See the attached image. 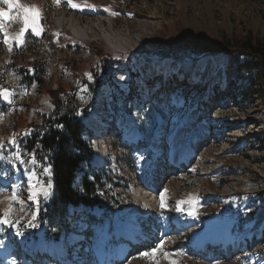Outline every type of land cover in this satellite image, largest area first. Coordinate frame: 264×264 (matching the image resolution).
<instances>
[{
    "label": "rangeland",
    "instance_id": "374dc122",
    "mask_svg": "<svg viewBox=\"0 0 264 264\" xmlns=\"http://www.w3.org/2000/svg\"><path fill=\"white\" fill-rule=\"evenodd\" d=\"M17 2L23 7L9 10L8 5L0 0V9L8 11L12 17L11 20H7L8 26L12 33L18 36L17 39L9 40L0 34V81H3L1 84L13 85L17 76H20L17 72H21V70L14 69V65L3 66L5 56H10L12 60H15L17 68L35 66L39 72L38 78L41 80V82L34 83L27 79V90L18 89L19 102L23 101L28 107L38 110L43 109L42 95L49 93V90L56 89L59 80H62L67 87L77 84L75 71L81 75H88V70L94 69L103 79L106 78V87L102 88L96 99L98 106H104L101 120V123L105 124L103 135L92 138L86 134L84 137L89 142L93 139V145L102 152L105 167L100 170L91 165L87 168L88 178L90 182L99 180L101 184H105L107 180L104 174L111 175L112 187L122 185L121 189L115 187V194L109 196V198L114 197V203L121 206L120 219L128 220L126 215L136 212L140 214L138 216L140 223L146 226L139 234H135L141 244L132 250L127 261L118 264H264V224L261 228L263 229L262 235L259 234L256 237L249 233L246 237L242 236L244 217L258 212L260 206L256 205L254 200L258 198L259 193H264V153L258 151V148L264 147V140L261 141L259 135H256L250 144L258 139L261 141L257 149L251 152L256 159L262 158L261 162L256 163L254 158L250 159L246 156L250 153L246 151L247 144H244L243 147L240 146L233 152L216 156L218 160L215 162H206L209 164H206L205 168L198 167L199 165L203 167L201 156H210L211 149L215 150V154L223 153L227 148L237 145L235 140L222 145L221 143L220 145L212 144L208 152L205 147L200 152L198 151V154L195 153L192 166H188L178 175L169 173L172 167L170 162L173 161L169 157L172 152L171 148H175L177 152V147H179L174 144L175 139L173 138L176 134H180L181 122L190 113L189 110L185 112L178 108L183 100L186 105L190 102L194 104L192 107L197 104L201 109V119L204 120L195 133L204 130L206 134L204 132L203 135L214 140L218 134L215 133V128L211 124L212 117L228 114L238 119L244 117L245 120L251 119L250 124H256V126H251L250 129L238 128L235 131L242 136L246 133L254 134L253 129H258V132L264 127V91L260 78H256L252 98L242 100L236 97V95L241 96V92L234 91L231 104L221 107V102L216 103L213 100L221 89L213 86L212 83H205L202 87L197 86V83L200 84V73L206 65L207 59H204L194 70L195 84L191 86L192 90H189L185 81L175 80L174 75V78H166L164 81L168 83V87L172 86L181 93L177 100L173 98L174 96L171 97L170 93L158 92V88L160 89V86L164 84L162 79H159L158 87L154 88V91L141 85L142 90L139 95H130L124 99L121 93L128 95L130 91L128 84L121 81L127 80V67L123 65L118 67L113 64L104 71L99 57L88 49L91 47L104 50L114 60L129 59L130 68L138 74L139 78L154 86L159 74H156L154 78L142 74L143 57L141 54L146 51H157L156 42L161 40L166 33L174 37H182L186 42L197 39L208 49L215 48L223 37L252 35L254 38H264V0H17ZM24 8L33 10L30 15L35 16L34 23L37 31L33 32L30 24L29 29L21 36L20 30L24 27L22 21ZM61 15L71 20L72 24L59 25L58 20ZM2 19L0 17V20ZM80 26L89 32L91 38L82 40L74 34L73 30ZM1 33L3 34L2 30ZM116 40L123 44L124 49L117 47L119 43H116ZM1 42L4 45H1ZM184 56L189 59L192 57L187 53ZM222 57H220L219 64L226 61V58ZM217 61L218 59L212 64V73L216 71ZM169 63L170 61H164L162 65L166 67ZM190 68V64L184 67L186 71H190ZM109 76H111L112 83L109 82ZM189 78V75L184 76L186 80ZM77 100L82 108L90 104L87 87H80ZM195 109L196 107L193 108ZM99 112L100 108L87 118L94 117L98 129L100 126L96 118ZM7 113L10 112L7 111ZM18 114H21V110ZM110 115L114 116L115 122L105 123ZM252 117H254L253 120L259 118V122H253ZM126 120L127 122L134 120V124L120 131L122 123ZM15 122L16 125H14ZM23 122L26 124L27 119L23 118L20 122L18 121V124L16 119L13 123L10 122L9 126L0 125V136L4 135L2 133L4 130L13 129L15 130L13 134L21 131L24 127ZM137 127L142 133V135L138 133L136 135V139L139 137L140 142L138 147L133 143L136 139L133 140L130 134L134 129L137 132ZM261 131L264 135V130ZM233 133V131L228 132L229 135ZM158 136L161 137V141L157 140L163 146L162 156L157 146L153 144L154 138ZM102 139L105 141V147L101 142ZM189 140L186 141L188 145H190ZM143 142L147 144V148L139 150ZM24 144L25 142H21L19 146L23 147ZM100 156L97 157L98 160ZM142 156L149 157L153 163L156 162L155 157H158L154 183L150 177H145V181L142 182L143 178L140 176L142 168H138L142 163ZM1 169L0 174L9 175L8 171ZM12 177L13 175L10 174L8 179ZM19 177L15 185L19 186V198L24 200L25 204L23 206L13 204L12 217L22 220L32 218V213H36L37 201L28 199L29 182L24 179L23 175ZM26 178L29 180L28 173H26ZM80 181V176H78L75 180V188L79 187ZM115 182H119L120 185L114 184ZM146 183H149L147 186L150 189L145 186ZM109 186L110 184L106 187L107 190ZM12 189L13 187L9 186L0 187V205L4 202L0 206L2 214L9 207ZM118 194H120L119 197ZM148 201H151L149 204H153L151 212H148ZM182 201L183 203H180ZM190 202H193V206L196 207V210L193 208L195 217L198 218L196 223L193 221L195 217L189 213L192 209L189 208ZM186 208H189L185 214L189 219L188 223L183 215ZM136 213V223H139ZM148 213L150 214L146 216ZM181 215V218L176 219ZM213 220L222 222L215 223ZM86 222L89 227H96L94 232L83 231ZM175 222L183 227H174ZM65 223L70 228V234L62 242L64 248L58 245L46 247L44 257L31 264H99L93 254L94 245H109L108 252L111 251L113 254L124 246V243L114 240L110 216L98 222L88 215L79 214L71 216ZM161 224L165 225L164 236L160 231ZM212 224L220 225V230L213 229ZM8 227L6 224H0V242H2L0 248L4 249V255L0 253V264H8L10 261L22 264L20 254L25 237L22 238L16 250L9 245L10 241L6 237L5 229ZM191 230L195 235H190ZM221 230L223 232L219 233ZM174 231L177 232L174 233ZM202 231L205 234L201 233ZM196 234H198L197 237L202 236L201 239H207L209 234H214L218 239H223L218 246L225 247L222 249L216 247L206 253H193L187 247L189 244L187 241L193 240L194 244L200 243L201 239H196ZM179 239L183 240L182 246L172 247L171 242ZM148 240L152 242L149 244ZM72 241L76 243V249L67 246V243ZM203 244L200 245L203 246ZM9 250H13L12 254H5ZM144 253L149 255L144 256ZM57 254L61 262L56 261Z\"/></svg>",
    "mask_w": 264,
    "mask_h": 264
},
{
    "label": "trees",
    "instance_id": "16d2710c",
    "mask_svg": "<svg viewBox=\"0 0 264 264\" xmlns=\"http://www.w3.org/2000/svg\"><path fill=\"white\" fill-rule=\"evenodd\" d=\"M158 50L154 52H144L142 61L145 68L150 71V78L155 77L154 70L155 55L161 59L171 61V69L178 68L184 61L190 60L194 66H197L202 60L207 59L206 71L209 65L221 56L228 55L230 57L228 66L225 70L221 69L218 76L214 77L212 84L228 87L229 89L238 88L241 96L245 99L254 96L256 86V78L259 77L262 82V90L264 91V38H254L252 35L246 37L235 35L230 38L223 37L218 41L215 48L208 49L197 39L185 41L182 37L166 35L156 42ZM88 49L101 60L104 71L107 70L110 63L120 62L128 65L129 59L114 60L108 53L101 49ZM192 57L186 58L185 54ZM144 68V69H145ZM142 69V74L146 75V71ZM88 75H81L75 72L76 81L79 84H85L92 95L98 93L104 85V80L94 69L88 70ZM26 76L41 81L38 76L39 72L36 67L30 66L25 70ZM129 74V95H139V78L137 74L128 68ZM91 76V79L89 78ZM110 80V78H109ZM143 86L147 85L152 90L154 86L147 81H142ZM207 83V72L203 76L202 84ZM56 90H49L56 111L49 118H44L42 125H26L24 132L19 134V138L23 139L27 130H31L29 141H39L42 145L37 150L36 160L38 164L35 166L38 176L46 183L51 181L50 195L48 200H39L38 213L36 222H32L36 226H29V220L19 223L29 234V239H41L45 243L62 241L66 236L68 229L65 218L66 209L69 204L87 205L102 209L106 216L119 214V205L114 203V197L109 198L110 194H115V186L112 185L107 190V186L112 181L111 176H107L105 184H101L99 180L89 181V173L86 168H81V162L88 165L92 162L94 150L92 144L83 139L85 130L81 120L87 116L92 107L82 108L77 100L79 85L67 87L62 80ZM123 98L127 95L122 94ZM63 125V127H57ZM33 148V146H32ZM51 165V176L43 174L42 169ZM34 166L32 165V168ZM31 168V169H32ZM78 172H83L81 188L75 191L73 183ZM119 185V182L114 183ZM99 193V194H98ZM255 202H260V213L246 219V225H253L255 233L258 226L264 221V193H259ZM13 222H15L13 220ZM243 230L244 234L248 232ZM254 232V230H253ZM13 243L17 242L19 237L10 236Z\"/></svg>",
    "mask_w": 264,
    "mask_h": 264
},
{
    "label": "bare ground",
    "instance_id": "6f19581e",
    "mask_svg": "<svg viewBox=\"0 0 264 264\" xmlns=\"http://www.w3.org/2000/svg\"><path fill=\"white\" fill-rule=\"evenodd\" d=\"M58 24L59 25H64V24H66V25H69V24H72V21L71 20H69V19H66L65 17H64V15H61V17H59V20H58ZM0 30H2V32H3V34L4 35H7V34H12L11 32H10V30H9V28L7 27V24H6V22L2 19V20H0ZM74 34L78 37V38H80V39H82V40H86V39H88V38H91V36H90V34H89V32L86 30V29H84V28H82V26H80V28H75L74 30ZM116 39V38H115ZM92 40V39H91ZM114 42V41H113ZM116 43H119L118 45H117V47L118 48H120V49H124V47H123V44L122 43H120V42H118L117 40H116ZM217 117V116H216ZM219 118V117H218ZM86 124H88V126L89 127H91V128H93V127H95L96 129H98L97 128V123H95L94 122V117L93 118H90V119H86ZM251 126H256V124H250V123H248L244 128L245 129H250V127ZM138 128V127H137ZM252 128V127H251ZM254 128V127H253ZM231 131H233L234 133H233V135H229L228 134V132L230 133ZM205 131L204 130H202V132H198V133H194V135H188L189 136V142H190V146H188V148H186L185 149V147L186 146H184L183 147V144L185 143L186 144V142H182V144L181 145H179V147H177V150L178 151H183L184 152V155H183V159H182V162L183 161H188V158H189V156H190V154H191V152H192V148H194L193 146L195 145V144H197V149H196V151H195V153H197L198 154V151L200 152L203 148H207V150H206V152H208L209 150V148H210V146H212V144H218V145H220V143H221V145L223 144V143H230V141H235L236 140V143H237V145L235 146V147H231V148H227V150H224V152L223 153H219V154H215V150L214 149H211L210 150V156H201L202 157V165H203V167H201V165H199L198 167L199 168H205V165L206 164H209V163H206V162H215L216 160H218V158H216V156H222V155H225V154H227V153H229V152H233L234 150H236V149H238V147H243L242 145H244V144H247V150L246 151H248V153H250L249 155H246V154H243V155H246L248 158H254L255 159V161L254 162H256V163H258V162H261V159H256V156H254L251 152L254 150V149H257V145H258V143L259 142H261L259 139H258V141H256V142H254L253 144H250V141L251 140H253L254 139V137L256 136L255 134H252V133H246L245 135H241L238 131H235V129H232V130H230V129H223L222 131H221V133L220 134H218V136H217V138H215L214 140L213 139H210V137L209 136H206V135H203V133H204ZM130 134H131V136H132V139L134 140V139H136V135H137V132L135 131V129L134 130H132L131 132H130ZM206 134V133H205ZM187 137V136H186ZM182 139V138H181ZM196 139H197V141H196ZM192 140V141H191ZM183 141V140H182ZM188 141V140H187ZM195 141H196V143H195ZM192 142V143H191ZM193 144V145H192ZM204 146V147H203ZM178 151H177V153H178ZM258 151H260V152H263L264 153V147H262V148H258ZM97 157H99L101 154H102V152H100V150H99V148L97 149ZM193 154H194V152H192ZM194 156V155H193ZM99 160L97 159V162H98ZM185 165L183 164V170H184V168H187L186 166L184 167ZM192 166V165H191ZM217 168H220V167H217ZM149 182V181H148ZM145 186H147V183L145 184ZM147 188H148V186H147ZM148 189H150V187L148 188ZM149 203H151V201H148L147 202V208H148V212H151V206L153 207V204H149ZM190 214H192L194 217H195V214H194V210L193 209H191L190 210V212H189ZM164 219H165V217H164ZM139 224V223H138ZM191 225H192V223H191ZM221 226L220 225H218V224H212V228L213 229H215V230H220L219 228H220ZM216 231V232H217ZM126 232V231H125ZM177 231H174V233H176ZM209 237L207 238L208 240H210V241H213L214 242V244H216L217 242L215 241V239L217 238V236H215L214 234H209L208 235ZM182 239H179V240H176V241H172L171 242V246L172 247H180V246H182V243H183V240L181 241ZM189 240H191V239H189ZM189 244H187V247H189V248H194L196 251H200V250H202V246L201 245H199V244H194L193 242V240H191V241H187ZM220 242V241H219ZM184 245V244H183ZM204 246V245H203ZM119 251L117 252V254L120 256V255H123L124 253H125V248L124 247H120L119 249H118ZM194 250V251H195ZM194 251H193V253H194ZM4 252V249L3 248H0V253H3ZM122 259V258H121ZM121 262V261H120Z\"/></svg>",
    "mask_w": 264,
    "mask_h": 264
},
{
    "label": "snow or ice",
    "instance_id": "6c2138e0",
    "mask_svg": "<svg viewBox=\"0 0 264 264\" xmlns=\"http://www.w3.org/2000/svg\"><path fill=\"white\" fill-rule=\"evenodd\" d=\"M2 2L6 5H8L9 10L11 9H20L23 6L20 5L17 0H2ZM32 9L31 8H24L23 9V17H22V21L24 24V27L20 30V35L23 36L25 34V32L29 29V25L31 24V30L33 32H36L37 29L35 27V16L34 15H30V13H32ZM0 17H2L4 20H11L12 17L10 16V13L8 11H4L3 9H0ZM91 79V76L89 77ZM25 94H27L25 92ZM15 95V93L10 92L7 89H3L0 88V97L3 98L4 101H7L9 104L12 103V100L10 99L11 96ZM57 127H63V125H57ZM31 134V130H27L24 135H30ZM16 134H13V138L8 141V143L12 146V148L15 149L14 152L10 153L11 156V160L12 161H19L20 164H25V163H30L31 165H33L34 167L32 169L26 170L28 172V178H29V195H28V199L32 200V201H37L38 202V196L41 194V192L43 193L45 199L48 198L49 196V192L45 190V188L50 189L51 188V181L49 180L47 182L46 185H41L39 180L37 179L38 177V173L35 170V166L38 164V161L36 160V153L33 152L30 154L31 159L26 161L24 159V153H22V150L19 146V143L17 142L16 138H15ZM3 149H4V144L0 143V160L3 159H7V157L4 156L3 154ZM43 174H46L47 176H51V165H48L46 167H43L42 169ZM162 200H163V196H162ZM180 203H183L180 202ZM13 204H19L21 206H23L25 204L24 200H21L19 198V186L18 185H14L13 189H12V195L10 197V204L8 209L2 214L0 215V224H6L9 225L10 227H16L19 224V220L17 219L15 222H13L12 220V213L14 211L13 209ZM179 207V205H178ZM35 219V213H32V220ZM29 226H36L35 224L32 223V221H29ZM17 235H23L22 232L19 231V228L17 227ZM2 243V242H0ZM144 256H148V253H144Z\"/></svg>",
    "mask_w": 264,
    "mask_h": 264
},
{
    "label": "water",
    "instance_id": "95a60500",
    "mask_svg": "<svg viewBox=\"0 0 264 264\" xmlns=\"http://www.w3.org/2000/svg\"><path fill=\"white\" fill-rule=\"evenodd\" d=\"M10 98H11V97H10ZM4 102H5L6 105H11V104H9L7 101H4Z\"/></svg>",
    "mask_w": 264,
    "mask_h": 264
},
{
    "label": "built area",
    "instance_id": "2783aa9c",
    "mask_svg": "<svg viewBox=\"0 0 264 264\" xmlns=\"http://www.w3.org/2000/svg\"><path fill=\"white\" fill-rule=\"evenodd\" d=\"M33 108V107H32ZM37 111H40V110H37Z\"/></svg>",
    "mask_w": 264,
    "mask_h": 264
}]
</instances>
